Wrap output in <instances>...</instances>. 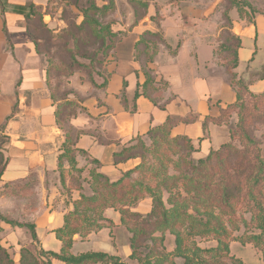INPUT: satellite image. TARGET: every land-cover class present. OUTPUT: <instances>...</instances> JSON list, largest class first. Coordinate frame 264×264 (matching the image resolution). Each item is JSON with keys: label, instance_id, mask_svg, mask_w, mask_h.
I'll use <instances>...</instances> for the list:
<instances>
[{"label": "trees", "instance_id": "trees-1", "mask_svg": "<svg viewBox=\"0 0 264 264\" xmlns=\"http://www.w3.org/2000/svg\"><path fill=\"white\" fill-rule=\"evenodd\" d=\"M83 1L79 9L82 16L80 24L69 22L57 36L43 22V15L47 12L33 5L30 6L32 16L25 19V29L45 64L46 86L55 105V122L64 135L57 163L61 193L69 197L73 189L81 191L82 184L87 183L90 194L80 192L79 198L72 202V210L65 213L63 226L55 230L56 239L61 243L58 253L36 247L39 240L33 223H16L0 215V223L25 228L34 245L32 249L20 247L18 264H53V261L62 264L120 263L117 257L101 252L73 255L70 251L75 235L85 238L93 231L112 227V223L103 217L107 208L120 214V223L130 234V259L135 264H179L178 260L180 264H243L230 254L233 241L252 244L260 251L264 264V133L256 137L250 129V124L255 121L264 127V90L252 93L249 90L251 81L238 78L234 72L238 64L240 40L231 31L229 12L235 10L241 19L249 22L252 18L241 14L237 0H228L230 5L221 13L224 24L217 37L215 55L217 64L224 68L228 76L236 100L219 108L216 116L206 117L202 127L205 130L208 124L225 126L229 140L210 150L205 157L194 159L192 154L198 148L186 136L171 135L172 128L181 120L168 116L161 126L148 131V143L136 138L134 144L114 153L115 163L129 158H139L140 162L119 179L110 181L97 171L99 164L95 160L85 159L91 166L87 178L82 177L84 168L77 167L76 158L85 157L86 153L76 147L81 132L73 128L71 120L77 113H84L85 109L76 99V91L57 95L59 89L51 73L52 55H58L62 50L64 53L61 54L71 57L88 55L92 67H85L86 81L91 86H97L94 77L98 76L103 79L100 86L104 85L105 66L114 55L116 46L147 15L150 0H127L134 21L125 30H114L113 22L105 20L116 11L115 0H101V4L97 3L98 0ZM151 20L158 28L139 34L134 45V57L144 62L146 79L141 94L163 109L161 102L168 84L163 80L156 81L148 64L154 62L160 47L166 43L159 28L160 15L152 16ZM81 44L95 47L82 51L79 49ZM46 47L54 48V51ZM167 48L171 55H176L177 49ZM255 74L252 75L254 78L264 79V65ZM252 101L263 108L251 116L249 111L246 112V104ZM230 109L238 117L234 126H231V118L226 113ZM8 143L9 138L0 133V190L21 185L33 188L37 184L36 171H30L24 180L2 183L1 177L8 163L4 148ZM47 186L48 181L45 182ZM144 199H150L151 206L148 212L141 213L136 206ZM240 229L241 235L235 236L234 232ZM1 231L0 225V234ZM166 234L174 238L173 248L169 251L165 246ZM207 240L215 242V245H199V242ZM10 250L11 245H4L0 237V264H16Z\"/></svg>", "mask_w": 264, "mask_h": 264}, {"label": "crops", "instance_id": "crops-1", "mask_svg": "<svg viewBox=\"0 0 264 264\" xmlns=\"http://www.w3.org/2000/svg\"><path fill=\"white\" fill-rule=\"evenodd\" d=\"M54 1L0 0V133L9 138L4 148L8 163L1 181L17 182L24 180L30 171L37 172L40 208L33 220L35 232L40 248L58 253L61 243L56 239L55 230L63 226L64 215L72 210V202L79 198L80 192L88 195L90 189L87 183H83L82 190L73 189L69 197L61 193L57 163L64 135L55 122V105L46 86L45 64L25 29L26 17L32 16L31 5L47 12L42 19L48 23L47 18L51 19L48 10ZM204 11L196 5L176 6L172 10L169 6L157 9L149 5L147 15L116 46L114 55L105 66L104 85L100 86L103 79L95 76L97 86L87 83L76 91V99L85 112L77 113L71 125L81 132L76 147L86 153L85 157L76 158L77 167L84 168L83 178L88 177L91 167L86 158L97 161V171L110 181L134 169L140 162L139 158L115 163L114 153L134 144L136 138L148 143V131L161 126L168 116L181 120L172 128L171 135L190 138L198 148L195 153L200 152L203 144H208V154L212 150L209 145L214 135L226 134L229 138L225 126L208 124L205 130L202 127L206 117L216 116L219 108L236 100L228 76L217 64L215 55L222 27L213 20H206ZM156 14L161 17L159 28L166 45L160 47L154 62L148 66L153 70L156 81L163 80L168 84L161 102L163 109L141 94L146 79L144 62L134 57V45L139 34L145 30H157L151 20ZM231 16V31L240 40L234 72L244 80L250 77L249 71L237 70L242 60L252 59L258 33L264 32V15L255 14L251 22L246 19L236 21V17ZM129 20L131 25L133 11L128 14ZM167 47L177 49L176 55H171ZM249 90L254 94L262 92L264 79L252 78ZM142 205H146L145 210L140 209ZM150 206V199H144L136 210L146 213ZM103 217L112 223V227L93 231L85 238L75 235L71 253L101 252L117 257L120 260L118 264H135L130 259V234L121 225L120 214L107 208ZM53 264L62 263L53 261Z\"/></svg>", "mask_w": 264, "mask_h": 264}, {"label": "rangeland", "instance_id": "rangeland-1", "mask_svg": "<svg viewBox=\"0 0 264 264\" xmlns=\"http://www.w3.org/2000/svg\"><path fill=\"white\" fill-rule=\"evenodd\" d=\"M116 1V11L110 14L105 20H110L113 22L112 28L114 30H125L129 27L131 20L128 21V14H132V9L128 4L127 0H115ZM98 4H101V0H98ZM150 6L156 7L157 9L169 6L175 8L176 6L185 5H196L207 15L204 17L206 20H213L219 27H222L224 20L221 17L222 11L228 7V0H150ZM84 4L83 0H77L74 4V0H55L51 5V9L48 10V14L51 19L45 23L47 28L53 33V35H59L63 29H65L69 22L79 25L82 21V16L79 11L80 7ZM237 4L240 7L243 15L253 18L254 13H260L264 15V0H237ZM218 5V9L215 7ZM170 10V9H169ZM168 14V9L166 10ZM170 12V11H169ZM233 14L236 17V21L241 19L235 10L229 12V16ZM232 20V16L230 17ZM104 21V19H103ZM233 25V24H232ZM121 26V27H120ZM12 45V44H11ZM71 46V44H69ZM256 49L252 55V59L247 62L241 61L238 68V72H245L247 69L250 73L248 79L244 81H251L252 74L261 71L264 65V32L258 33V40L255 42ZM95 45L84 46L81 44L79 49L82 51L93 50ZM46 49L54 51V48ZM64 50L58 52V55H52V75L54 76V82L57 91V95L63 96V94H69L74 91H78L80 88L84 87L88 82L86 81V69L89 68L90 62L88 60V55L71 57L69 55L61 54ZM76 63L83 65L84 67L79 68ZM85 69V70H84ZM256 75V74H255ZM263 108L262 105H254L253 101L246 104L247 113L255 115L257 111ZM228 117L231 118V126H234L238 117L233 109L226 112ZM232 113V114H231ZM250 129L256 137H259L264 133V127L255 121L250 124ZM227 131V130H226ZM225 132V131H224ZM226 133V132H225ZM221 135V134H220ZM214 135L213 140L210 142V149L215 150L220 144L227 142L229 140L228 136ZM207 145L203 144L199 153H194L192 157L194 159L203 158L207 154ZM39 185V179L37 174V184L32 188L29 186L23 187H13L2 188L0 190V215L10 221L16 223H33L34 216L39 210V195L37 188ZM146 205L140 206L141 210H145ZM244 217H248L245 215ZM2 231L0 237L2 238V243L6 246L11 245V255L16 264H18L19 259V249L22 246H27L32 249L34 245L31 244L29 232L25 228L12 227L5 223H0ZM242 233V229L234 232L235 236H239ZM166 239V248L171 249L173 246V236L168 235ZM201 247H208L215 245V242L211 240L199 242ZM40 245H37L38 247ZM230 254L234 255L236 258L240 259L243 264H263L262 255L258 249H256L252 244H241L238 241H233L230 244ZM180 264V261H177Z\"/></svg>", "mask_w": 264, "mask_h": 264}]
</instances>
